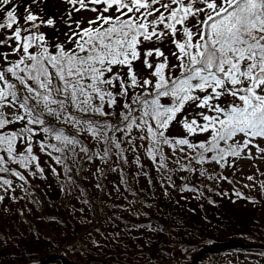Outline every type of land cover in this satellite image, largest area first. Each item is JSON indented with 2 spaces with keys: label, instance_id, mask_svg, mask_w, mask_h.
Segmentation results:
<instances>
[{
  "label": "snow or ice",
  "instance_id": "1",
  "mask_svg": "<svg viewBox=\"0 0 264 264\" xmlns=\"http://www.w3.org/2000/svg\"><path fill=\"white\" fill-rule=\"evenodd\" d=\"M47 2L0 0L4 214L11 213L6 199L31 195L30 177L47 179L46 167L62 191L79 188L91 206L74 166L78 174L92 164L97 181L119 172L135 197L123 167L130 155L136 178L152 183L143 155L166 195L168 188L198 191L178 186L174 172L205 176L203 166L213 163L234 168L237 159L256 158L253 148L264 160V0H60L59 18L45 12ZM58 24L67 27L63 40L49 35ZM177 128L181 134L173 135ZM42 156L62 171L42 166ZM10 240L0 236V246Z\"/></svg>",
  "mask_w": 264,
  "mask_h": 264
},
{
  "label": "rangeland",
  "instance_id": "2",
  "mask_svg": "<svg viewBox=\"0 0 264 264\" xmlns=\"http://www.w3.org/2000/svg\"><path fill=\"white\" fill-rule=\"evenodd\" d=\"M44 7L45 12L48 15H52L56 18H59L61 13L64 12V5L60 2V0H48ZM85 15L88 14L86 13ZM48 31L50 36L54 37L59 35L60 39L63 40L64 36L62 35V33L67 31V27L64 24H58L56 29ZM196 111L197 110L194 109L192 113H190V116H194ZM52 122L56 123V121L54 120ZM172 134L180 135L181 133L179 128H177V131L173 132ZM261 147H264V143L261 144ZM252 155L256 158L237 159L235 161L234 168H221L219 165H216L214 163L206 164L203 166L207 169V175L205 176H200L198 172L196 174L187 172H174L172 180L178 186L183 183H188L191 186H195L198 191L181 193L176 189L168 188L167 195L165 194L164 189L161 187V174L155 170L151 162L147 160V158L143 155L141 156V162L146 165L144 170L149 172L152 183L150 184L148 182V179L143 175H141L139 178H136L135 174L140 170L137 169L136 165L131 162L130 155V163L128 165H124L123 167L132 192H135L137 194L135 197L131 194L130 191L126 190L125 185L121 181V175L119 172H107L106 178L97 181V179L91 176V173L95 171V167L92 164L85 163L84 171L78 174L75 173L74 166V175H76L80 187L87 191L86 195L90 204L91 202L97 203L100 197L106 199L109 202L106 206L109 214H105L103 216V219L97 222L98 224L96 225V233L92 234V231H90V233L86 235L85 239H82L79 242L72 244L68 248H66L65 251L67 256H71L75 253H80V250L83 249V246H81L82 242L90 240L91 238L93 242L90 243V246L92 247L94 245L95 249L97 250L106 249V247H104V241H109L112 244L120 243L122 248H126L128 250V246L125 241V236L127 235L125 231L128 226L132 225H129L127 220L128 217L136 209L138 210L136 211L138 219L140 220L141 217L143 218L138 206L143 203L140 195L143 194L142 191L146 189L148 192H153L154 188L155 191L160 194L161 198L163 196H170L174 194L180 199L183 204L189 205L193 207L194 210L198 209L199 211H203V209L213 208L216 202H218L219 204L223 202L233 204L237 209L254 210L255 208H257L258 210L264 211V190H261L259 186L260 182L264 181V175L261 174L264 173V160L259 159L258 153L256 152L255 148L252 149ZM45 161L48 164H52L53 166H55L57 168V171H61V168L59 166L54 165L51 160H48V158L42 156V166H44ZM231 162L232 161L230 158V163ZM193 166L197 168L200 167L195 164ZM103 167L106 168L107 166L105 165ZM169 167L175 168L176 166L170 162ZM44 175L46 177L50 175L49 169L47 167ZM182 176L187 177V180L182 181L180 179V177ZM208 176H227L232 181V183L230 184L224 180L208 179ZM248 176H254L255 179L253 181H249L247 179ZM83 177H87V179H84ZM98 182L101 183L105 191H101V189H98L96 187V184ZM253 184H255V187H245V185ZM47 186L50 187V191L48 192L59 190L56 183H51V185L47 184ZM165 187H167V184H165ZM117 188L119 189V191H117ZM234 191H239L243 194L244 197L255 199L257 202L253 204L250 199H237L234 196ZM200 193H203V195H200ZM220 193H227L228 195H220ZM17 194L23 196V193L20 192L19 188H17ZM72 194V197L74 198V204L72 205L73 209H70V211L73 212V219L79 221L80 219H82V214L84 213V210L81 211L82 207L86 209L89 207V205L83 203V196L81 195L79 188H75ZM78 196H80L81 199L78 200ZM135 200H138L139 202H133ZM210 201H214L215 203H210ZM5 205H7L11 209V213L4 214L2 211L3 206H0V225L6 226L7 228L10 226L11 233L14 234L16 232L19 235V242L22 244H27L22 248H26L35 241V237L37 235L34 233V231H36L37 224L42 225L43 221L38 217L39 212L36 211L33 206L29 205L26 196L21 199L19 203L15 204L6 199ZM17 209L23 210V216H21L20 213L17 212ZM36 216L39 220L36 218ZM2 233L4 234L5 230L0 227V236ZM184 237L185 238L181 240L185 242H193L192 239L186 238V236ZM172 239L177 240L174 238V236H172ZM211 243L212 242L202 244L204 245ZM202 244H200L199 247ZM169 247H166V250L169 249L170 253L165 252L163 253V255L161 253L155 254L152 255V258L148 257L149 255L146 253L147 248H145V245H143V247L135 245V256H132L130 254H123L120 252H118V255H120V258H126V260H129L131 262H140L142 264H153L154 262L159 261V259H165V261L167 262L166 264H187L192 260L199 248L188 246L185 243L181 246V250L183 251V253L178 254L174 247ZM245 249L240 250L236 248H220L217 251L210 252L204 255L202 260L197 264H264V249ZM96 251L92 253V255L95 259H100V254L96 253ZM30 255H32V252L27 255H21L20 257L25 258ZM88 255L89 254H87V256ZM67 256H65V258L68 261H75L73 259H69V257ZM82 256L83 259L87 260V256H85L84 254ZM112 257H114L112 259H114L115 262L119 261L117 260L118 258H115L116 256ZM0 259V261H3L2 256ZM86 264L103 263L95 260ZM118 264L120 263L118 262Z\"/></svg>",
  "mask_w": 264,
  "mask_h": 264
},
{
  "label": "trees",
  "instance_id": "3",
  "mask_svg": "<svg viewBox=\"0 0 264 264\" xmlns=\"http://www.w3.org/2000/svg\"><path fill=\"white\" fill-rule=\"evenodd\" d=\"M49 172L47 179L29 178L31 195L26 196L27 202L39 212L38 217L43 221L42 225L37 224L36 231H34L37 235L35 241L26 248H22L27 244L19 242V235L16 232L11 233L10 226L7 228L0 225L5 230L1 236L11 238L8 244L0 246V258L2 256L3 259L0 264H26L50 253L65 257L67 256L66 248L85 239L90 231L92 234L96 233L97 222L102 220L105 214H109L106 207L109 202L100 197L97 203L91 202V206L86 209L82 207L84 210L82 219L74 220L73 212L70 211L74 204L73 194H68L66 189L62 191L57 177L53 176L50 170ZM51 183H56L59 190L48 192L50 187L47 184L51 185ZM153 190L155 191L154 188ZM144 191L140 195L143 203L138 206L143 218L138 219L136 209L127 220L129 225H132L128 226L125 231L128 250L122 248L120 243L112 244L109 241H104L105 250H97L94 245L90 246L93 242L91 238L82 242L83 249L79 251L80 253L67 257L84 264L95 260L103 264H118V262L120 264H142L120 258L118 252L135 256V245L139 247L145 245L148 257L152 258L155 254L170 253L169 249L166 250L169 246V248L174 247L178 254L183 253L181 246L185 243L194 248H198L202 243L212 242L207 245H213L231 239H239L249 244H264V211L262 210L237 209L233 204L216 202L213 208L199 211L183 204L174 194L161 198L156 191L148 192L147 189ZM38 217L36 216L37 219ZM140 225L144 227H139ZM149 225L152 228H149ZM153 228L155 230H152ZM172 236L177 240L172 239ZM184 236L192 239L193 242L181 240L185 238ZM95 251L100 254V259L93 257L92 253ZM31 252L32 255L28 257H20ZM83 254L85 256L89 254L88 258L86 257L87 260L83 259ZM112 256H116L115 258L119 261L115 262ZM166 263L165 259H159L153 264ZM50 264H61V261L54 259Z\"/></svg>",
  "mask_w": 264,
  "mask_h": 264
},
{
  "label": "water",
  "instance_id": "4",
  "mask_svg": "<svg viewBox=\"0 0 264 264\" xmlns=\"http://www.w3.org/2000/svg\"><path fill=\"white\" fill-rule=\"evenodd\" d=\"M220 248H226V249H245V248H262L264 249V244H249L245 243L242 240L239 239H231L224 242H220L213 245H201L192 260L187 264H197L199 261L202 260L203 256L210 253L217 251ZM54 259H59L61 261V264H82L75 261H68L64 256H61L59 254L50 253L47 256L40 257L38 259L32 260L27 262L26 264H50Z\"/></svg>",
  "mask_w": 264,
  "mask_h": 264
}]
</instances>
